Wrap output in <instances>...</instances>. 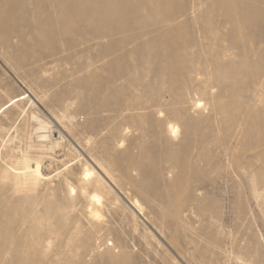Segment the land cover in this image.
<instances>
[{
    "label": "rangeland",
    "instance_id": "1",
    "mask_svg": "<svg viewBox=\"0 0 264 264\" xmlns=\"http://www.w3.org/2000/svg\"><path fill=\"white\" fill-rule=\"evenodd\" d=\"M144 1L123 0L118 15L126 30L139 28L141 18L155 27L148 23L160 18V6ZM136 4L142 12L133 17ZM147 4L157 13L149 14ZM34 6L32 0H0V168L23 153L41 154L39 128L47 122L59 137L62 126L49 103L55 93L56 99L80 95L78 106L99 92H116V85L107 89L104 83L116 81L119 61L113 72L76 74L65 78L70 86L53 87V96L43 93L63 68L42 72L39 66L58 57L64 44L31 33ZM234 22L216 0H162L167 57L161 66L151 57L128 56L129 83L122 92H162V119L179 124L178 136L168 138L163 120L161 127L154 117L127 118L129 135L121 144L120 119L97 121L88 110L77 111L78 126L68 123L70 133L61 131L82 148L43 160V178L51 182L16 202L26 212L15 219L14 234L29 239L43 224L60 237L72 236L64 254L70 264H264V15L241 19L238 32ZM13 30L22 33L19 43ZM175 51L180 55L172 57ZM99 78L102 89L95 87ZM87 161L101 174L107 170L122 191L105 188L101 208L78 190L70 196L65 185L66 178L78 185ZM129 201L139 203L142 215ZM14 254L11 264L34 253L15 250L9 258Z\"/></svg>",
    "mask_w": 264,
    "mask_h": 264
},
{
    "label": "bare ground",
    "instance_id": "2",
    "mask_svg": "<svg viewBox=\"0 0 264 264\" xmlns=\"http://www.w3.org/2000/svg\"><path fill=\"white\" fill-rule=\"evenodd\" d=\"M134 1L145 3L144 0ZM32 2L35 4V8L31 9V19L27 22L31 33L39 38L48 36L52 42L62 39L64 44V47L57 53L60 54L58 57L53 58L50 63L46 62L39 66L42 72L63 68L60 79L48 80L43 85L45 88L43 93L46 96L50 92L52 96L54 95L52 91L55 86L61 88L70 86L72 82L68 84L67 81H64L67 77L76 74L98 76L100 72H113L116 62H120L116 81L115 77H109L104 83L107 89L116 85L115 93L110 91L100 94L99 92L98 96L90 103L81 102L78 106L76 100L81 97L80 95L69 92L64 99H56L58 94L55 93V98L50 100L49 103L54 102L57 111H52V115L63 129L70 133L68 123L74 127L78 126L77 111L88 110L89 113L96 115L97 121L106 119L108 122H113L120 119L121 123H124L119 134L121 139L117 143L124 144L125 137L129 135L130 126L125 124V120L127 118L134 119L135 117L144 119L154 117L161 127L163 120L168 138L172 139L178 136L179 124L167 118L162 119V92L154 96H147L142 92L131 93L128 90H126V93L122 92L126 83H129L124 74L130 66L123 64L128 56L134 58L140 55L151 57L158 60L161 66L162 59L167 57V42L170 38L162 36V0H155L157 6H160V18L148 23L149 26L155 27H147V23L143 24L146 20L141 18L140 27L130 31L126 30L119 20L118 9L123 6V0H32ZM235 2L239 5H235ZM76 3L83 6L76 8L74 7ZM216 3L221 4V11L226 18H232L235 21L233 29L237 32L241 19L253 18L257 14L264 15V0H216ZM145 9L152 16L158 11L152 9L151 4H147ZM141 12V5L136 4L132 15L133 17L141 16ZM22 28L25 30L26 25H23ZM10 35L16 36L18 43L22 37V33L17 35L16 30H13ZM183 47L186 49L184 45ZM178 55H180L179 51L172 53V57ZM32 61L37 63L41 59L35 58ZM102 86V80L99 78L95 83V87L102 89ZM198 104L199 101L195 102L194 106ZM69 110L74 112L69 115ZM108 112H111L109 116L104 118V115L100 116V114ZM139 112L143 114L140 115ZM32 115L41 124H45V121L40 120L37 115ZM49 124L47 122L45 126L42 125L39 128L42 133L39 134V137L43 142H40L41 149H43L40 151L41 154L23 153L18 157L9 158V167L0 168V251H6L5 256L0 255L1 264H11L18 256V254H14L9 258L10 252L15 250L27 252L30 249L33 250L34 254L22 259L18 264H70L71 262L69 259L67 260V256L64 254L65 249L66 252L71 249L72 236L60 237L57 230L43 224L35 227L34 236L26 240H21L13 232L16 228L15 219L20 218L26 212V209L18 207L16 202L29 199L39 187L51 182L43 178L45 176L43 172L44 159L46 157L54 159L56 154H60L58 150L63 151L70 147L77 150L82 148L79 140L74 139L73 142L71 139H65L66 136L62 135V128H59V137H55L53 130L55 126H49ZM32 145L30 146L32 147ZM79 177L78 185H74L67 178L65 179L68 194L72 196L78 190L82 195H86L88 202L95 209L102 207V194L105 188L114 191L116 194L122 192L107 170L104 169L103 174H101L88 161L83 165V171ZM93 182L94 188L91 189L90 185ZM129 202L137 213L142 215L139 203L137 201ZM179 208L180 206H177L176 213ZM78 256L77 253L75 257L78 258Z\"/></svg>",
    "mask_w": 264,
    "mask_h": 264
}]
</instances>
